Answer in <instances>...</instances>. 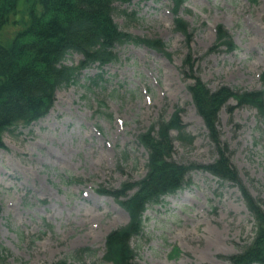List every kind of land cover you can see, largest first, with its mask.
Wrapping results in <instances>:
<instances>
[{
	"label": "rangeland",
	"instance_id": "rangeland-1",
	"mask_svg": "<svg viewBox=\"0 0 264 264\" xmlns=\"http://www.w3.org/2000/svg\"><path fill=\"white\" fill-rule=\"evenodd\" d=\"M114 6L120 30L160 39L168 55L143 45L117 46L114 63L84 70L76 84L57 90L44 118L4 133L0 245L7 255L0 264H105L104 239L128 218L113 198L96 190L144 176L147 152L137 136L160 115L169 118L182 109L185 131L194 138L188 147L174 141L175 162L205 165L216 158L187 89L192 83L182 67L187 41L174 31L171 1ZM177 14L192 34L195 74L209 89L261 88L264 0H184ZM216 25L227 30L236 50L210 51ZM19 28L3 29L0 42L9 44L4 39ZM78 60L68 55L65 64ZM235 105L231 100L219 113L221 140L264 210V116L248 106L230 115L227 108ZM69 177L81 181L71 184ZM188 177L182 190L144 212L143 231L131 241L135 264H230L221 257L236 254L252 238L253 222L236 186L197 170Z\"/></svg>",
	"mask_w": 264,
	"mask_h": 264
},
{
	"label": "trees",
	"instance_id": "trees-1",
	"mask_svg": "<svg viewBox=\"0 0 264 264\" xmlns=\"http://www.w3.org/2000/svg\"><path fill=\"white\" fill-rule=\"evenodd\" d=\"M133 1L0 0V32L8 26H20L12 36L4 39L9 44L0 42V149L5 148L2 141L5 132L17 126L27 127L43 118L53 106L55 91L76 84L83 69L95 64L101 68L114 63L117 60V46L144 45L168 55L160 39L135 36L120 30L115 23L114 5H128ZM170 1L174 31L183 34L187 41L188 53L182 60L185 76L192 80L187 89L196 113L203 121L216 158L205 165L194 162L180 164L172 159L174 141L187 147L194 141L185 131L180 108L175 109L169 118L160 115L148 129L140 133L137 141L147 152L145 175L135 182H123L118 188L100 185L96 190L100 195L112 197L129 217L125 225L106 236L102 261L105 264H135L136 254L131 241L143 231L144 212L150 205L159 203L164 196L187 186L190 183L189 174L197 170L236 186L253 221L250 241L241 246L236 254L221 259L230 264H264L262 204L243 185L230 162L231 151L221 140L218 129L219 113L230 100L236 103L227 108L230 115L235 108L248 106L254 108L260 117L264 116V71L260 74L259 90L232 89L226 85L215 90L209 89L195 74L194 59L189 48L192 34L188 24L177 14L184 0ZM120 13L127 15L125 10ZM215 36L211 52L221 47L227 52L237 49L231 35L222 25L216 26ZM73 54L80 56L78 64H65L66 57ZM171 131H176L177 136L172 137ZM71 182L74 181L70 179ZM81 251L85 252L84 249ZM4 255L7 253L0 245V262ZM53 264L70 263L60 260Z\"/></svg>",
	"mask_w": 264,
	"mask_h": 264
}]
</instances>
